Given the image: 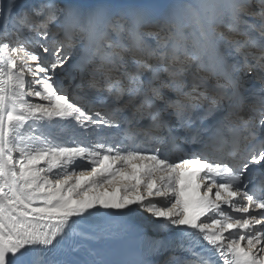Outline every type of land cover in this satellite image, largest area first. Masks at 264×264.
<instances>
[{
    "label": "snow or ice",
    "instance_id": "6c2138e0",
    "mask_svg": "<svg viewBox=\"0 0 264 264\" xmlns=\"http://www.w3.org/2000/svg\"><path fill=\"white\" fill-rule=\"evenodd\" d=\"M233 52L264 70V0H0V264H110L77 238L136 208L169 236L130 264H264V87ZM85 76L92 107L65 87Z\"/></svg>",
    "mask_w": 264,
    "mask_h": 264
},
{
    "label": "bare ground",
    "instance_id": "6f19581e",
    "mask_svg": "<svg viewBox=\"0 0 264 264\" xmlns=\"http://www.w3.org/2000/svg\"><path fill=\"white\" fill-rule=\"evenodd\" d=\"M157 1L158 0H120V2H133V3L143 4V5L149 6L154 9H156V7L154 6H155V2ZM167 1L169 2L168 7L174 3L179 2V0H167ZM187 1L189 3L197 2V0H187ZM151 26L153 27L151 31L155 32L156 30L157 31L159 30L154 26V24ZM148 27H150V25ZM146 28L147 26L142 30L145 31ZM220 31L227 32L228 29L222 26L220 28ZM161 34L164 35L165 33L161 31ZM255 35H258V33H255ZM230 38L237 39V40L245 39L243 35L238 36V34H232ZM148 39H149V42L151 43L154 42V38L149 37ZM256 49H259V48H252L251 51L255 52L258 55V51ZM233 60H235V62L239 61V68L242 69L241 71L247 73V75L245 74V78H247L246 82L248 83L245 82L243 86L244 90H249V91L258 90L257 84L254 82V80H256L257 78L258 79L261 78L264 80V71L262 70L259 71L260 72L259 77H258V74H254L252 72L254 68H259L256 65V61L252 60L251 57H249L248 65H251V67H248L241 60L240 56H238V54H236L235 52H233V58L230 60V62H233ZM84 85H87V83ZM250 87H253V88L250 89ZM83 97L78 96L75 98L77 100L79 99L80 102H83ZM215 119L216 117L211 118V120H215ZM215 143H218V141H216ZM191 153H188V154L191 155ZM253 179L257 187H259L261 183H264V177H261L260 173H257L256 175L253 174ZM117 217L118 216H112L107 219L105 223L107 224V226L106 225L104 226L105 234L100 239L77 238L79 242L82 245H84V247L80 248L77 252H74L72 254L73 257L77 259H81V260L91 259L92 257L88 256V250L91 248L92 250L96 251L99 254L97 258L101 259L102 255L118 254L121 251L128 250L131 247V245L135 243L143 242L146 238H156V236H159L163 233H167L164 230L158 231L157 229H155L153 227V221H155L156 218L152 217L150 213L143 211V209H139V208L135 209V212L129 216L128 221H130V223L126 220L125 222H119L117 220ZM154 232H156V234H154ZM168 258L169 256L168 257L163 256L159 264L164 263V261L167 260Z\"/></svg>",
    "mask_w": 264,
    "mask_h": 264
},
{
    "label": "water",
    "instance_id": "95a60500",
    "mask_svg": "<svg viewBox=\"0 0 264 264\" xmlns=\"http://www.w3.org/2000/svg\"><path fill=\"white\" fill-rule=\"evenodd\" d=\"M168 5H169V2L167 0H158L157 2H155V7L160 12L166 11V8L168 7Z\"/></svg>",
    "mask_w": 264,
    "mask_h": 264
},
{
    "label": "rangeland",
    "instance_id": "374dc122",
    "mask_svg": "<svg viewBox=\"0 0 264 264\" xmlns=\"http://www.w3.org/2000/svg\"><path fill=\"white\" fill-rule=\"evenodd\" d=\"M154 7H155V6H154ZM148 26H149V25H148ZM148 26H147V28L145 29V31H151V30H152L153 27H152L151 25H150V27H148ZM154 30H155V29H154ZM156 31H157V30H156ZM161 35H162V34H161ZM151 38H152V37H151ZM242 77H245V74H242ZM246 79H247V78H244V81H245V82H246ZM257 79H258V78H257ZM254 81H255V80H254ZM246 83H248V82H246ZM255 83H256V82H255ZM256 84H257V88H258V90L261 88V86L264 87V83H262L263 85L260 84V82H258V83H256ZM258 84H259V85H258ZM143 211H144V210H143ZM105 225L107 226V224H105ZM109 225H110V224H109Z\"/></svg>",
    "mask_w": 264,
    "mask_h": 264
}]
</instances>
